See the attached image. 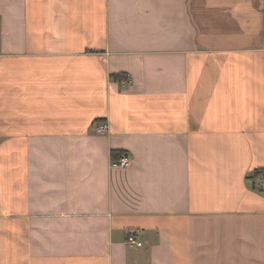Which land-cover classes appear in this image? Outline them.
Returning a JSON list of instances; mask_svg holds the SVG:
<instances>
[{"label": "crops", "instance_id": "0c3cea01", "mask_svg": "<svg viewBox=\"0 0 264 264\" xmlns=\"http://www.w3.org/2000/svg\"><path fill=\"white\" fill-rule=\"evenodd\" d=\"M263 176L264 0H0V264H264Z\"/></svg>", "mask_w": 264, "mask_h": 264}, {"label": "built area", "instance_id": "2783aa9c", "mask_svg": "<svg viewBox=\"0 0 264 264\" xmlns=\"http://www.w3.org/2000/svg\"><path fill=\"white\" fill-rule=\"evenodd\" d=\"M107 129V123L105 121L99 122L95 130L96 132H103ZM130 162V158L126 153H121L120 156L111 161V165L114 167H126ZM262 184H264V176L261 178ZM127 242L130 244L141 245V241L137 240V238L130 233L127 237Z\"/></svg>", "mask_w": 264, "mask_h": 264}, {"label": "trees", "instance_id": "16d2710c", "mask_svg": "<svg viewBox=\"0 0 264 264\" xmlns=\"http://www.w3.org/2000/svg\"><path fill=\"white\" fill-rule=\"evenodd\" d=\"M122 151H118V150H112L111 151V154H112V157L114 159L118 158V156L121 154ZM259 170H256L255 173H258Z\"/></svg>", "mask_w": 264, "mask_h": 264}]
</instances>
